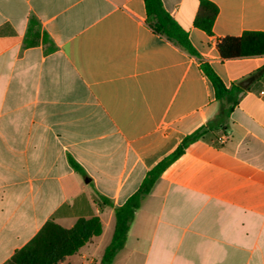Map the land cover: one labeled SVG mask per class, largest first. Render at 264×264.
I'll return each instance as SVG.
<instances>
[{"label":"crops","instance_id":"obj_1","mask_svg":"<svg viewBox=\"0 0 264 264\" xmlns=\"http://www.w3.org/2000/svg\"><path fill=\"white\" fill-rule=\"evenodd\" d=\"M208 1L212 36L194 26L199 0H162L197 57L149 27L145 0H0V264L49 220L91 217L103 234L63 264H100L115 209L219 111L202 63L228 89L251 83L227 135L165 170L112 264H264V56L217 49L264 33V0Z\"/></svg>","mask_w":264,"mask_h":264},{"label":"trees","instance_id":"obj_2","mask_svg":"<svg viewBox=\"0 0 264 264\" xmlns=\"http://www.w3.org/2000/svg\"><path fill=\"white\" fill-rule=\"evenodd\" d=\"M199 2L194 26L212 36L213 26L219 13L218 8L208 0H199ZM145 6L147 24L156 34L188 54L199 56L189 39L188 32L167 13L162 0H145ZM217 49L223 60L263 57L264 33L248 31L240 37L219 39ZM201 68L214 88L216 100L220 105L219 111L206 125L187 136L173 153L150 170L137 192L115 209L114 234L100 264H112L117 254L125 247L136 212L165 170L184 155L191 144L207 134L220 131L227 135L230 116L239 104L244 89L240 86L228 89L207 63H202ZM71 164L77 172H81V167L76 162L71 161ZM102 234L103 223L99 217L80 218L70 229L63 228L51 219L26 246L16 251L6 264H63L68 257L76 255L93 238Z\"/></svg>","mask_w":264,"mask_h":264},{"label":"rangeland","instance_id":"obj_3","mask_svg":"<svg viewBox=\"0 0 264 264\" xmlns=\"http://www.w3.org/2000/svg\"><path fill=\"white\" fill-rule=\"evenodd\" d=\"M113 226L112 227H110L109 229H107V232H106V234H105V242H106V244H108L109 242H110V240H111V238H112V232H113ZM94 256H96V257H99L100 256V253H99V251H97V252H94Z\"/></svg>","mask_w":264,"mask_h":264},{"label":"water","instance_id":"obj_4","mask_svg":"<svg viewBox=\"0 0 264 264\" xmlns=\"http://www.w3.org/2000/svg\"><path fill=\"white\" fill-rule=\"evenodd\" d=\"M250 83H251V79H248V80H246L245 82H243V83L241 84V87H242L243 89H246L247 86H248Z\"/></svg>","mask_w":264,"mask_h":264},{"label":"built area","instance_id":"obj_5","mask_svg":"<svg viewBox=\"0 0 264 264\" xmlns=\"http://www.w3.org/2000/svg\"><path fill=\"white\" fill-rule=\"evenodd\" d=\"M226 140V136L225 137H223V139L221 140V142H224Z\"/></svg>","mask_w":264,"mask_h":264}]
</instances>
